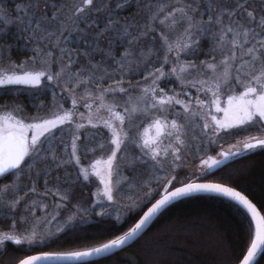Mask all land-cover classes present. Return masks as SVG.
Segmentation results:
<instances>
[{
  "label": "rangeland",
  "instance_id": "obj_1",
  "mask_svg": "<svg viewBox=\"0 0 264 264\" xmlns=\"http://www.w3.org/2000/svg\"><path fill=\"white\" fill-rule=\"evenodd\" d=\"M65 1L66 6L59 2L54 7L57 1L49 3V17L35 2L31 11L20 2L12 3L10 13L0 3L1 21L16 16L34 43L26 59L0 62V81H12L0 83V92L4 88L5 92L48 89L53 101L46 113L32 118L21 114L17 103L0 104V129L19 127L29 135V159L9 171L14 180L1 189L0 208H12L17 201L21 206L17 219L0 231V240L10 236L15 241L39 244L92 214L120 220L146 202L159 185L199 176L212 167L211 160H221V150H250L244 148V142L264 136H245L227 143H218L216 136L225 129L255 121L264 124V117L258 115V108L264 109V31H251L237 22L225 25L212 39L215 42H211L208 56L198 57L195 63V27L202 32L204 29L193 19L197 0H154L153 9L133 37L158 35V61L146 65L135 84L136 91L125 92V98L119 100L114 97L123 92L128 72L135 75L140 62L155 50L152 41H147L146 47L123 50L116 57L114 72L98 76L89 70L84 75L79 67L72 66L75 53L69 44L77 36V28L87 24L86 11L93 4ZM99 1L104 0L93 3ZM204 10L205 20L210 22L209 6ZM218 11L214 24L220 25ZM248 16L250 21L251 13ZM259 18L261 23L264 17ZM152 20L157 24L154 27ZM109 24L114 29L111 22L103 23L102 28H109ZM135 25V21L122 23L118 32L129 40L130 28ZM149 26L155 31L152 35H147ZM194 63L196 71H191ZM103 76L107 79L104 82ZM169 77L175 86L161 87L159 82ZM250 88L256 91L250 93ZM149 107L154 108L152 113ZM144 114L149 116L143 119ZM182 120H190L185 128ZM198 132L208 137V144L215 143L214 153L196 157ZM42 139L47 149H42ZM73 186L82 192L74 200Z\"/></svg>",
  "mask_w": 264,
  "mask_h": 264
},
{
  "label": "trees",
  "instance_id": "obj_2",
  "mask_svg": "<svg viewBox=\"0 0 264 264\" xmlns=\"http://www.w3.org/2000/svg\"><path fill=\"white\" fill-rule=\"evenodd\" d=\"M53 1L58 2V0H0V3L3 4L7 13L12 12V3L20 2L27 10L29 6L32 9L33 5L31 4L33 2L36 3V7L39 5L41 8H45V4H47L45 17H49V12L52 10L49 3ZM117 1L121 0H115V2L104 0L93 3L92 9L86 11L87 19H89L87 24L82 23V26L77 28L75 33L77 36L72 37L69 48L75 53V59L72 61L73 67H79V71L84 75L91 70L98 76H102L110 74L111 71L114 72L113 68L117 70L115 60L117 56L123 53V50L146 47L147 41H152V47L155 50L148 57L146 56L144 61L140 62L136 68L138 70L136 76L129 75L128 72V82L122 83L123 92L117 93L118 96L116 94L114 97L120 100L125 98V92L136 91L135 84L138 83L137 80L141 79L140 75L144 67L158 61L157 57L160 51L156 50L159 36L154 34L155 31L150 26L147 27V35L154 34L153 37H133L140 30L139 24L144 22L147 12L150 8L153 9L154 0H124L121 4L123 8L116 7ZM59 2L61 1L59 0ZM66 4L65 0L61 2V5L66 6ZM207 6H209L210 18L214 19H210V22L205 20L206 11L204 9ZM218 10H221L220 25L214 24L216 15L219 13ZM248 12L251 13L252 17L250 21ZM228 16H232L234 19L230 21ZM260 16L264 17V0H197L193 19L196 20L194 22L196 26L197 23H201L204 29L202 32L201 28L195 27L196 32L194 33L197 34L198 39L192 47L194 50L192 55H196H194V62L197 63L200 56H208L211 52L210 44L212 46L211 42H215L212 39L217 38V33L220 34V29L224 28L225 25H232L237 22L245 29L249 28L251 31L253 29L258 30V33H263L264 20L260 23ZM15 18L16 16L7 21L0 19V62L4 64L6 62L16 63L22 58L26 59L33 50L34 43L30 42L31 38ZM94 21L99 22L96 24L98 26L94 24ZM133 21L136 22V25L134 28H130V37L127 40L125 38L128 36H122L123 34L118 31L122 30V23L130 25ZM107 22L114 24V29L112 27L102 28L103 23ZM151 22L152 27L157 25L153 20ZM257 23L260 24L257 25ZM118 24L120 27L115 29ZM205 24H207L206 27ZM98 27L102 30L100 31ZM73 44L76 45L73 47ZM216 58L217 56L214 60ZM2 59L7 60L2 61ZM195 63L190 68L191 71H196L197 64ZM105 77L101 78L102 82L107 80ZM159 85L173 88L175 81L169 77L161 80ZM2 91L4 92H0V104L17 103L20 107V113L26 115L27 118L41 116L52 107L53 101H51V93L48 89L34 91L31 88H25L5 92L7 90L4 88ZM111 94V91L108 92L110 97ZM147 109L150 113L154 110L151 107ZM149 114L146 116L144 114L141 117L146 119ZM189 121H181L184 128ZM256 134H264V124L255 121L225 129L216 136H218V143H227L237 138ZM199 136L200 145L196 157H201L207 152H213L215 143L210 142L208 144L207 136H202L201 133ZM43 141L44 139L41 141L42 149H47L46 141ZM28 159L29 155H26L20 164L26 163ZM221 159L223 160L222 163L212 166L203 174L181 181L200 178L232 185L244 192L264 215V147L257 146L254 149L242 150L229 159L222 155ZM12 180L14 178L9 171L0 177V193L2 187ZM34 180L36 181L35 178ZM179 181L168 183V187L174 186ZM160 187L162 186L159 185V188L139 208L128 211L120 220L109 215L96 216L92 214L81 218L83 220L66 225L39 244H27L24 241L16 244L14 243L15 240L4 241L3 245L0 246V264H14L22 256L31 252L69 251L102 243L132 225L146 205L160 194ZM74 189L73 196L75 197L72 200L79 198L82 194L81 189L77 186ZM20 203L19 201L15 202L12 208H0V231L9 228L10 223L17 219L20 214ZM252 232L253 228L249 216L237 203L214 193H195L168 204L156 215L146 230L127 246L96 259L69 264H235L249 244ZM252 264H264V248Z\"/></svg>",
  "mask_w": 264,
  "mask_h": 264
},
{
  "label": "water",
  "instance_id": "obj_3",
  "mask_svg": "<svg viewBox=\"0 0 264 264\" xmlns=\"http://www.w3.org/2000/svg\"><path fill=\"white\" fill-rule=\"evenodd\" d=\"M261 140H264V136L249 139V140L244 142V145L245 144H256L257 141H261ZM21 143H22V145L26 151H25V154L23 155V158L19 161V164L24 159V157L26 156L27 151H28L29 135H28L27 131L25 129L19 128V127H8L5 129H0V167L6 166L5 146L6 145L8 146L9 154L14 155L16 153V151L19 149ZM238 152H240V149H233L231 151L221 150V154L223 156L225 153H229V154L235 153L236 154ZM231 156L232 155H228L227 159H229V157H231ZM219 161L223 162L222 159ZM12 169L13 168L8 169L6 172H8ZM6 172L0 173V175L4 174ZM189 184H191V185H219L221 187L228 188V189H231L233 191L239 192L242 196H244L249 201V203H251L253 205V207L255 208V214H253L251 210L247 209L244 205L240 204L234 198L229 197L224 193L210 191V190H198V191H194L192 193H188V194L181 196V197H184V196H187L190 194H195V193H214V194L222 195L224 197L229 198L230 200L234 201L235 203H237L239 206H241L245 210V212L247 213V215L249 216V218L251 220L253 232H252L251 240H250L249 244L247 245L245 251L243 252L241 257L238 259V261L235 263V264H244V259H245V257H247L249 250H251L253 242H258L257 241L258 235L264 236V216H263V214L261 213L258 206L240 189H238L232 185H229L227 183H224V182L209 180V179H200V178L199 179H189V180L183 181L181 183H177L171 187H168V184L164 185L161 188L160 194L158 196H156L152 201H150L148 205H146V207L142 210V212L137 217V219L132 223V225H130L125 230H123L121 233L111 237L110 239H108L102 243H99L97 245L87 247V248L69 250V251H36V252H31V253H28V254L22 256L14 264H21L22 260L28 259L29 257H35V256H41V257L46 256L48 258L33 261V264L79 263V262H85V261H89L92 259H96V258L105 256V255H108L112 252H115V251L127 246L134 239H136L142 232H144L146 230V228L149 226V224L152 222V220L156 217V215L163 208H165L168 204L172 203L175 200H178L181 197H176V198L170 200L166 205H164L162 208H160L155 214H153L151 216V218L142 226V228L139 231H137L133 237L128 238L125 241V243L118 245L116 247L110 248V249L106 250L105 252L95 253V254H92L90 256L75 257V256L71 255L72 253L91 252L92 249H94V248H100L104 244H109L113 240H116L120 237H124L133 228H135L136 224H138L141 221V219L144 218V216L148 212V210L150 208H152V206L155 205L160 199H162L165 195H168L170 192L175 191L177 188L186 187ZM263 248H264V243H260V246L256 249L253 257L248 261V264H252L255 261V259L258 257V255L263 250Z\"/></svg>",
  "mask_w": 264,
  "mask_h": 264
},
{
  "label": "snow or ice",
  "instance_id": "obj_4",
  "mask_svg": "<svg viewBox=\"0 0 264 264\" xmlns=\"http://www.w3.org/2000/svg\"><path fill=\"white\" fill-rule=\"evenodd\" d=\"M83 3H85L86 5H92L93 0H83ZM58 6H59V0H58L57 4L54 5V7H58ZM121 6L122 5L119 3L116 4V7H121ZM47 7H48V5L45 4V9H47ZM28 10L31 11V6H29ZM78 11H83V9H78ZM51 14L52 13H49V15H51ZM108 27H111V25L109 24ZM261 48H264V43L261 44ZM262 74H264V73H262ZM257 79H259V78H257ZM9 82H12V81H0V83H9ZM25 82H28V81H25ZM255 91H256L255 88L249 89L250 93H254ZM262 99H264V97H262ZM246 115H248L249 118L251 117L250 113H246ZM258 115L260 117H264V109L258 108ZM222 127H227V125H222ZM257 146L264 147V140L257 141L256 144H245L244 148L245 149H254ZM25 151L26 150L24 149V147L21 143L19 149L16 151V153L14 155H12V154H9V149H8V146L6 145L5 146L6 166L0 167V173L6 172L8 169L17 167L19 164V161L23 158ZM228 155H235V153H231V154L225 153L224 154L225 158H227ZM205 163H208V162H205ZM220 163H222V161L211 160L209 167L214 166V165H218ZM198 190H210V191L224 193L227 196L232 197L235 200H237L240 204L244 205L247 209L251 210L253 214H255V208L253 207V205L251 203H249V201L244 196H242L239 192L233 191V190L228 189V188L221 187L219 185H191V184H189L186 187L177 188L175 191L170 192L168 195H165L162 199H160L155 205L152 206V208H150L148 210V212L145 214L144 218L141 219V221L138 224H136L135 228H133L124 237H120L116 240H113L109 244H104L100 248H94V249H92L91 252L72 253L71 255H73L75 257L90 256V255L95 254V253L105 252L106 250H108L110 248H113V247H116L118 245L125 243V241L128 238L133 237L136 234V232L142 228V226L151 218V216L153 214H155L160 208H162L164 205H166L170 200H172L176 197H181V196L188 194V193H192L194 191H198ZM108 198L111 199V196L109 195ZM11 240H12V238L10 236H4L3 239L0 240V246L3 245L4 241H11ZM257 241L259 243L253 242L251 250H249L247 257H245V259H244V264H248V261L253 257L256 249L260 246V243H264V236L258 235ZM14 243L20 244V241L16 240V241H14ZM47 258L48 257H46V256H44V257H41V256L29 257L28 259L22 260L21 264H33V261L47 259Z\"/></svg>",
  "mask_w": 264,
  "mask_h": 264
}]
</instances>
